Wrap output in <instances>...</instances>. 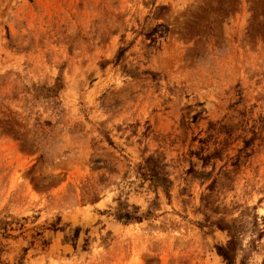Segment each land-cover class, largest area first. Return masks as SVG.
<instances>
[{
	"label": "rangeland",
	"instance_id": "rangeland-1",
	"mask_svg": "<svg viewBox=\"0 0 264 264\" xmlns=\"http://www.w3.org/2000/svg\"><path fill=\"white\" fill-rule=\"evenodd\" d=\"M0 264H264V0H0Z\"/></svg>",
	"mask_w": 264,
	"mask_h": 264
}]
</instances>
